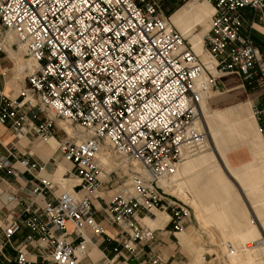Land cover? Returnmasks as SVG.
Segmentation results:
<instances>
[{
	"label": "built area",
	"instance_id": "built-area-1",
	"mask_svg": "<svg viewBox=\"0 0 264 264\" xmlns=\"http://www.w3.org/2000/svg\"><path fill=\"white\" fill-rule=\"evenodd\" d=\"M206 1L211 11L201 46L211 68L157 0H0V51L20 45L23 57L32 62L15 97L0 92V123L9 120L16 137H52L60 157L71 164L62 176L74 181L36 205L52 179L37 176L41 164L15 155L0 141V169L16 176L14 160L35 180L21 218L1 228L0 248L22 229L26 239L40 245L38 261L16 245L4 264H78L88 241L84 226L103 232L91 197L114 173L102 176L98 156L105 146L123 165L132 166L122 172L126 180L116 179L101 208V219L114 229V256L120 251L136 256L153 242L157 229L172 236L185 230L189 206L177 196L171 177L186 156L206 147L203 98L225 74L264 84V52L250 37L254 22L264 21V0ZM250 111L264 141V107L252 105ZM57 121L70 125L72 133L60 127L64 136L57 139ZM156 211L166 214L161 227L144 220ZM218 248L223 260L236 253L229 240H219ZM238 251H251L256 254L253 264H264V236L244 242ZM145 255V264L164 263L156 251ZM104 264L121 262L110 257Z\"/></svg>",
	"mask_w": 264,
	"mask_h": 264
},
{
	"label": "crops",
	"instance_id": "crops-1",
	"mask_svg": "<svg viewBox=\"0 0 264 264\" xmlns=\"http://www.w3.org/2000/svg\"><path fill=\"white\" fill-rule=\"evenodd\" d=\"M210 11V5L205 0H187L169 15L174 25L203 60L207 59V54L201 47V36L207 28ZM261 22L253 24L250 37L263 51L264 24ZM196 25L201 27L197 31L194 28ZM17 48L15 51L7 46L0 51V92L7 97H15L23 85V79L15 76L17 74L15 60L18 58L19 46ZM22 67L23 64L20 63V68ZM216 88L217 91L209 98L216 110L208 111L204 122L208 126L214 145L221 151L227 168L232 171V177L237 180L241 188L240 194L231 191L234 186L225 180L217 164H212L215 156L213 150H210L209 143L205 150L181 162L172 180L178 189L181 188V184L186 185L187 182L191 189L190 200L205 210L206 216L211 218V227H217L219 232L232 242L231 238H235L236 235L245 233L258 237L263 234L261 226L264 227V141L250 107L252 105L264 107V84L257 85L256 82L247 84L235 74H225L216 79ZM233 124L238 128L234 129L237 131L235 138L240 137L241 142H230ZM9 127V120L0 123V141L15 155H25L29 160L41 164L42 169L37 176L52 179L51 189L41 192L34 201L36 205L41 206L50 198L51 193L59 190L61 186L69 187L74 182L62 176L66 169L71 168V164L60 157L55 149L56 141L52 137L47 140H41L35 135L16 137ZM222 148H225L224 152ZM102 156L107 162H101L110 169L123 167V164L113 162L110 157ZM11 164L18 169L16 176L0 169V240L1 228L12 220L21 218L23 205L33 198L31 188L35 180L17 162L11 160ZM204 170L209 172V176L200 180V173ZM114 185L116 180L112 181L105 177L95 196L91 197L94 219L103 228V232L95 234L84 226L88 241L84 253L79 256L78 264H104L105 258L110 257H114V260L120 261L121 264H145V254L149 249L159 253L164 259L163 264H181L182 250L190 257L196 258L200 247L193 243L190 236L185 232L176 233L174 236L167 235L161 229L153 232V242L143 245L136 256L127 257L123 251L114 256L112 247L116 242L111 238L114 229L101 219V208L115 189ZM73 190L78 194L82 193L79 186H74ZM8 194L12 195L10 200L6 199ZM250 207L256 211L253 221ZM144 220L151 227H161L165 225L166 214L156 212L154 218ZM229 227L230 231L225 233ZM26 233L27 231L22 229L12 235L9 243L1 246L0 264H4L6 259L14 255L16 245L23 247L31 261H38L40 245L37 240L26 239Z\"/></svg>",
	"mask_w": 264,
	"mask_h": 264
},
{
	"label": "rangeland",
	"instance_id": "rangeland-1",
	"mask_svg": "<svg viewBox=\"0 0 264 264\" xmlns=\"http://www.w3.org/2000/svg\"><path fill=\"white\" fill-rule=\"evenodd\" d=\"M157 1H158L159 6H160L161 12L164 15L168 16L178 6H180L181 4L186 2L187 0H157ZM197 1H202V0H197ZM248 16H250V13ZM256 22H259V21H256ZM261 23L264 24V21H262ZM207 26H208V24H207ZM194 28H196V31H197L201 27L196 25ZM9 37L10 38L12 37L11 34L9 35ZM184 40L186 41V39H184ZM18 46H19V53L17 55L18 58H17V61L15 60V66L17 67V74L15 76L20 77L19 79H22L21 77L23 75V72L20 68V63H22L23 66H27L28 63L32 64V62L29 59H25L23 57L22 51H21V46L20 45H18ZM11 47L13 48L12 50H15V51H17V49H18L13 44ZM263 51H264V49H263ZM198 58H199V56H198ZM216 89L217 88L214 87L211 91H209V93L207 94L208 97L205 100L206 102L204 103L205 104L204 107H202V105H201L202 109H201L200 119H201V122L203 121L202 126H203V128L205 127V131L207 133V142L209 143L210 150H213V152H214L215 157L213 158L212 164L216 163L217 166L219 167L221 173L225 177V180L230 181L231 184L234 186L233 188H231V191L233 193L237 192L240 194L241 188L239 187L237 180L232 177V171L227 168V165L225 164V161L223 160V155H221V151H219V149L214 145V143L211 139V136L209 134L208 126L204 122V117L208 113V111H212V110L215 111L216 110V109H214L215 107L213 106L212 102L209 100L210 96L217 91ZM62 125L68 131H71V129H73L70 127V125L63 123L62 121H57V127L54 128V134L57 135V139L62 138L64 136V132H63V130H61V128H63ZM234 129L236 130L238 128L236 127V125L233 124L231 127V135H230L231 141L230 142H241L240 137L238 139L235 138L237 135V131H235ZM224 150H225V148H222V152H224ZM198 152H200V151H198ZM198 152H196L195 154L186 156L183 160L195 156ZM108 157H110V159L113 162H118V163L121 162L123 164V161L116 155H112L111 153H109ZM99 158L101 159V161L107 162V160L102 156V154H100ZM221 160H222V162H221ZM102 166H103L105 173L108 172L109 170L114 171L113 174L111 173L110 176H108L110 178V180H112V181H114L116 179H119V181L126 180L127 178L125 177V175L122 174V172H124V168L126 169L127 167H132V166L126 164V165H122L123 167L118 166L117 168L110 169L108 166H105L103 164V162H102ZM200 176H201L200 180H203L206 176H209V172L205 171V170L201 171ZM68 182H71V181H68ZM116 184H117V182H116ZM187 185H188L187 182H186V185L181 184V188L179 189L180 191L177 192V196L181 200H183L184 202H186L188 204L189 212H190L189 221H188L187 226L183 232H185L188 236H190L193 239V243L198 245L200 247V249L198 250V255L196 256V258L190 257L189 254H187L185 251L182 250V253L180 255V260L182 261L181 264H187V263H189V264H229L227 262V260L221 259L220 254L222 253L221 252L222 250H220V248H218V241L222 240V239L223 240L228 239L227 236L222 235L219 232V229L217 227H214V226H213V228L211 227V218L206 216L207 213L205 212V210L203 208H200V205H198L196 202H193L192 200H190V198L192 196L191 195V189H189V186H187ZM115 186L116 185H114L113 188ZM108 188H109V186H108ZM183 191H187L189 195L185 196L183 194ZM247 200L248 199H246V203H247ZM248 203H249V201H248ZM250 211H251L250 212L251 218L253 220H255L254 219L255 213H256L255 209L253 207H250ZM156 212H159V211H156ZM263 213H264V210H263ZM230 229H231L230 227L227 228V231L225 233H228V231H230ZM261 231L264 234V227L263 226H261ZM255 238H257V237L250 236V235H247L244 233V234L236 235L235 238L232 237L231 239H232V244L234 245V247L239 248L240 245H242L244 242L253 240ZM236 239H237V242H236ZM249 259L250 260L245 259V258H242V259L234 258V259H232V264H253L254 257H250Z\"/></svg>",
	"mask_w": 264,
	"mask_h": 264
},
{
	"label": "bare ground",
	"instance_id": "bare-ground-1",
	"mask_svg": "<svg viewBox=\"0 0 264 264\" xmlns=\"http://www.w3.org/2000/svg\"><path fill=\"white\" fill-rule=\"evenodd\" d=\"M168 17H169V20L171 21V19H170V16L168 15ZM172 22V21H171ZM172 24L174 25V23L172 22ZM175 26V25H174ZM176 27V26H175ZM177 28V27H176ZM177 30L179 31V29L177 28ZM180 32V31H179ZM180 34H181V36L184 38V39H186V42L189 44V46L191 47V49L194 51V53L196 54V55H198L196 52H195V50L193 49V47H192V45L189 43V41L187 40V38H185L184 36H183V34L180 32ZM6 47L7 46H5V49H6ZM202 47V46H201ZM203 49V48H202ZM204 51V50H203ZM205 52V51H204ZM206 53V52H205ZM199 56V58H200V60L208 67V68H211V64H212V62H211V60L209 59V57L207 56V59L206 60H203V59H201V57H200V55H198ZM31 67H32V64H29L28 63V65L27 66H23L22 67V72H25V70H26V68L28 69V70H30L31 69ZM207 98V97H206ZM206 98H203V100H202V105H203V102L206 100ZM201 109H202V107H201ZM201 120V119H200ZM203 122V121H202ZM201 122V123H202ZM63 126V125H62ZM63 128H64V130L67 132V133H69V134H71L72 133V129H71V131H68L64 126H63ZM49 138H51V137H49ZM207 145H208V142H207ZM207 145H206V147H205V149L207 148ZM205 149H203V150H205ZM202 150V151H203ZM201 152V151H200ZM199 153V152H198ZM100 154H102V155H105V156H107L108 157V155H109V151H108V148H107V146H105V147H103L102 149H101V151H100V153H99V156H100ZM99 156H98V162H99V165L101 166V168H102V176H103V178L105 177V171H104V169H103V166H102V162H101V159L99 158ZM184 161V160H183ZM182 161V162H183ZM121 163V162H120ZM122 164V163H121ZM180 165V164H179ZM179 165H178V167H179ZM113 169V168H112ZM134 169L135 170H138V167L137 166H134ZM178 169V168H177ZM177 171V170H176ZM124 172H125V168H124ZM176 173V172H175ZM175 173L172 175V177L175 175ZM172 177H171V179H172ZM144 219H146V218H144ZM251 221H253V219L251 218ZM179 233H183V231L182 232H179ZM176 235V234H175ZM261 236H264V234H262ZM225 240H227V239H225ZM231 242V241H230ZM232 243V242H231ZM233 245V244H232ZM234 246V245H233ZM234 248H236V247H234ZM239 250V248H236V253H234L233 255H231L229 258H228V260H227V262L229 263V264H232V259H234V258H239V259H242V258H245V259H248V260H250L249 258L250 257H253V255L254 256H256V254L255 253H253V252H251V251H238Z\"/></svg>",
	"mask_w": 264,
	"mask_h": 264
}]
</instances>
